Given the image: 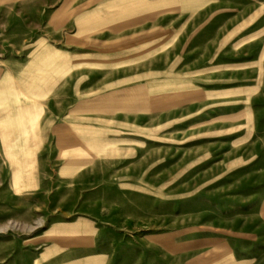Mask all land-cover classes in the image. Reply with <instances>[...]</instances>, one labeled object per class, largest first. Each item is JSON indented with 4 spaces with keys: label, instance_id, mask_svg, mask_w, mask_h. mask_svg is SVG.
Wrapping results in <instances>:
<instances>
[{
    "label": "rangeland",
    "instance_id": "374dc122",
    "mask_svg": "<svg viewBox=\"0 0 264 264\" xmlns=\"http://www.w3.org/2000/svg\"><path fill=\"white\" fill-rule=\"evenodd\" d=\"M1 66L0 264H264V0H0Z\"/></svg>",
    "mask_w": 264,
    "mask_h": 264
},
{
    "label": "crops",
    "instance_id": "0c3cea01",
    "mask_svg": "<svg viewBox=\"0 0 264 264\" xmlns=\"http://www.w3.org/2000/svg\"><path fill=\"white\" fill-rule=\"evenodd\" d=\"M24 43L25 42L21 43L23 45H19V47L21 49H23V50H28L29 49V47H28L29 46L28 45L29 43H27V44H24ZM56 51L60 54V57L55 58L54 61L53 60L49 61V66L52 64L51 67H53V65H56L58 63V64H60V67H61V65L63 67H67L69 64L70 65L72 64V56L73 55L70 54L69 52L67 53L68 49L61 47V48H57ZM25 52L26 51H24V53ZM67 54H68V56L70 54V56L68 58L66 57ZM63 57H66L65 60H63ZM59 61H63V63H61ZM33 64L34 65H37L38 63H33ZM27 65H28V63L25 64V66H27ZM47 67H48V64H47ZM0 69H1L0 71L3 70L4 73L6 72V69L5 68H2V66H1ZM4 88H5V85L3 84V82L2 83L0 82V91L1 90H4ZM1 97H2V95L0 94V99H1ZM9 116H13V115L9 113L6 116V119L4 118L3 120H0V123H2V124H4V123L5 124H8V129L10 128L8 130L7 136H6L7 137V140H8L7 141V144H6V148L9 149V151L6 152V157H14V158H17L18 159V156H19L18 151H17L18 150V144L17 143L15 144V143L12 142L13 140L18 139V131H16L15 133L13 132L14 129L11 128V125L14 123V118L13 117H9ZM32 123H34V121H32ZM11 129H12V131H11ZM12 162H14L13 159H12Z\"/></svg>",
    "mask_w": 264,
    "mask_h": 264
}]
</instances>
